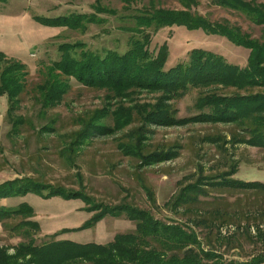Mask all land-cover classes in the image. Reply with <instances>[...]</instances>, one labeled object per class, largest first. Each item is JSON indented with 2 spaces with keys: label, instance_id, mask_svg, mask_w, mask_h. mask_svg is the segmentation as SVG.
<instances>
[{
  "label": "rangeland",
  "instance_id": "rangeland-1",
  "mask_svg": "<svg viewBox=\"0 0 264 264\" xmlns=\"http://www.w3.org/2000/svg\"><path fill=\"white\" fill-rule=\"evenodd\" d=\"M249 1L254 6L264 4V0ZM97 6L118 13L100 11ZM160 8L189 9L213 22H228L241 28L254 39L264 40V24H255L249 14L213 0H187L186 4L181 0H0V52L25 63L29 70L21 95L22 105L15 113L25 118L19 134L11 132L13 119L8 114V99L6 95L0 96V184L32 178L40 183L83 191L96 204L132 205L148 210L157 220L180 223L195 230L202 248L222 254L226 260H251L264 252V189L212 186L202 179H219L237 164L234 178L264 182V147L233 146V135L250 136L236 122L167 126L141 123L134 114V121L118 131L91 138L83 144L77 133L93 113L105 108L113 112L121 103H153L159 93L141 90L131 95L134 101L119 97L108 100L107 95H111L108 90L86 87L71 78V88L60 105L44 110L40 103L37 86L45 80L46 67L60 58L59 44L81 41L100 53L107 49L124 53L130 48L133 33L123 27L134 26V15ZM71 13H96L102 20L89 23L86 30H78L46 26L34 18ZM163 44L169 48L166 70L186 60L194 48L216 52L241 67L247 65L251 52L223 36L209 35L201 29L188 30L184 26L154 32L150 50L158 51ZM3 67L0 62V73ZM217 88L228 94L264 93V86ZM203 92L194 88L170 103L178 109L179 116H190L199 112L196 103ZM104 122L113 127V115ZM46 127L52 130L47 132ZM139 136L145 138L143 146L138 148L143 155L178 147L179 156L144 165L141 157L124 154L119 146L121 143L137 145ZM215 136L221 141L206 140ZM190 184H198L204 191L192 193L190 199L182 201L179 195ZM23 202L34 208L30 219L38 221L40 228L26 225L21 217L0 220V247H8L10 253L23 242L41 245L72 240L106 244L118 233L136 231L137 223L125 213L106 215L88 227L83 226L95 211L88 210L81 198H45L29 192L5 197L0 203L17 207ZM55 233L58 235L53 236Z\"/></svg>",
  "mask_w": 264,
  "mask_h": 264
},
{
  "label": "trees",
  "instance_id": "trees-1",
  "mask_svg": "<svg viewBox=\"0 0 264 264\" xmlns=\"http://www.w3.org/2000/svg\"><path fill=\"white\" fill-rule=\"evenodd\" d=\"M187 3V0H181ZM216 4L241 10L249 14L255 24H264V4L254 6L248 0H213ZM110 14L117 10L102 9ZM38 22L46 26H66L71 29L86 30L87 25L102 19L96 13H71L57 17L35 16ZM131 18V17H130ZM134 26H125L130 30V48L120 53L107 49L104 53L87 48L81 41L61 43L58 46L60 58L54 60L45 73V80L37 86L42 108L48 110L60 105L71 88V78H75L86 87L108 90L111 95L106 99L124 98L134 101L131 95L141 90L159 93L155 101L121 103L113 112L105 108L93 113L84 120L83 127L77 133L83 144L91 138L109 135L126 126L136 116L141 123L158 125H186L196 122L231 123L236 122L243 132L250 136L233 135L232 145L246 144L264 147V93L244 94L240 92L222 93L217 87L247 89L264 86V40L252 38L228 22H213L189 9L160 8L142 12L132 17ZM104 21V19H103ZM184 26L188 30H203L209 35L227 38L233 44L250 49L245 67L229 63L222 55L204 48H194L189 57L165 69L169 56L167 44L158 51H151L152 34L165 27ZM0 62L4 67L0 73V96L8 99V114L13 119V134L20 133L25 123L22 115H15L21 108V95L27 84L29 70L25 63L8 57L0 52ZM203 89L196 103L198 113L181 117L178 109L170 103L184 96L191 89ZM218 89V90H217ZM137 90V91H136ZM136 114V116H134ZM113 115V127L104 119ZM134 121V120H133ZM46 127L45 131H50ZM208 142L221 141L220 137L207 138ZM145 138L136 140L137 145L121 143L123 153L141 157L144 165H150L179 156L178 147L160 150L143 155L138 148L143 146ZM227 143L229 141H226ZM224 143V142H223ZM225 144V143H224ZM238 165L219 179L202 178L206 184L232 189H264V182L246 181L234 178ZM213 179V180H211ZM198 184L185 187L179 197L182 201L191 198L192 193L203 192ZM38 193L45 198L61 196L66 199L81 198L88 210L95 211L94 216L83 226H90L106 215L119 216L123 213L137 223L135 232L118 233L106 244L97 242L80 243L72 240H55L37 245L34 241L23 242L10 253L8 247H0V264H262L264 252L248 261L226 260L222 254L201 247L198 234L180 223H165L155 219L148 210L122 204L108 206L96 204L92 197L83 191L66 189L61 186L40 183L32 178L12 179L0 184L1 199L9 196ZM34 208L27 202L17 207H5L0 203V220L14 217L24 218L26 225L40 228L39 222L30 219ZM58 233L53 234V236Z\"/></svg>",
  "mask_w": 264,
  "mask_h": 264
}]
</instances>
